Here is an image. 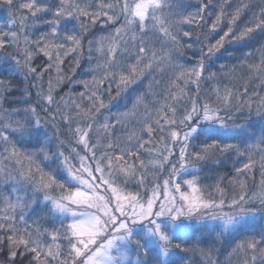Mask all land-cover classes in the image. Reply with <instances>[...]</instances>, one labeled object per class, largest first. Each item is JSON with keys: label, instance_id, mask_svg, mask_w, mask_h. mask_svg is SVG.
<instances>
[{"label": "snow or ice", "instance_id": "1", "mask_svg": "<svg viewBox=\"0 0 264 264\" xmlns=\"http://www.w3.org/2000/svg\"><path fill=\"white\" fill-rule=\"evenodd\" d=\"M0 4L3 264L18 254L27 264H264V0H235L230 13L233 0H199L195 12L183 0ZM251 41L260 46L212 69L226 43ZM189 50L194 64L182 59ZM85 51L90 79L66 99L54 84L71 81L62 65L79 67ZM16 74L27 87H11ZM117 104L124 110L113 112ZM209 162H231L234 173L202 175ZM51 220L59 227H44ZM204 230L215 235L197 239Z\"/></svg>", "mask_w": 264, "mask_h": 264}, {"label": "trees", "instance_id": "2", "mask_svg": "<svg viewBox=\"0 0 264 264\" xmlns=\"http://www.w3.org/2000/svg\"><path fill=\"white\" fill-rule=\"evenodd\" d=\"M185 5H190V7L186 8L187 12H195L197 5L199 3V0H183ZM235 6V0H233V8H229L227 9V11L230 13L233 11ZM214 19V17H212ZM250 18V13L245 11V13L241 16L240 20L237 21V24L240 27H243L245 22ZM7 21H8V10L7 8L3 5L0 4V27H6L7 26ZM210 22V21H209ZM46 30L45 28H40L39 30L33 32V35H38L39 31H44ZM184 30H194L196 33H199L201 31L200 28H197L196 25H185L184 26ZM227 30V19H222L220 27L217 29L216 34L213 37L212 42L215 41V39H218L220 35H223V32ZM203 32H207L208 28L204 27L202 29ZM97 35H100V33H97ZM195 39V35L192 37V40ZM259 39V38H258ZM185 40H188V38H185ZM191 42V41H189ZM260 45L257 41H251L249 42L247 45H245L243 48H240L235 42H228L225 44V48L221 50L220 53H218V57L219 59H215L212 63V69L215 70L217 67H219V65L221 63H226L229 64V66H231V64L236 63L235 60L231 59L228 56L229 52H234V53H238L239 51H249L252 50L254 48H258ZM87 47V42L85 41V48ZM198 47V46H197ZM258 58H259V53H257L256 55V59L258 62ZM47 58L43 56V54H38L34 57L33 59V63L36 66H40L44 64V61ZM184 61H188L189 64H194L195 60H196V56L194 55V53L192 51H187L185 53V56L182 58ZM89 67V63H88V54L85 51L83 57L80 59V66L79 67H75V65L72 63L71 58L66 59L65 64L62 65V70L63 73L66 76H70L71 77V81H65L63 83H61L60 85H55L54 87H56V91L59 95H64L66 99H68L69 97H73L76 98L77 94L81 91H83V86L79 83H75L76 81H80V80H86V79H90V75L86 72V69ZM75 68V72H72V69ZM51 75L53 77L56 76L55 70L52 71ZM237 77H239L241 74L238 72ZM8 76V71L6 68H4L3 66H0V80L5 79V77ZM47 80H48V76L45 75L44 77V86L45 88H47ZM227 82V81H225ZM239 83H243V81H238ZM27 83L24 81V78L22 75L20 74H16L15 75V83L11 86L14 89H22L24 87H27ZM194 87V86H193ZM133 89L138 88L137 85H133L132 86ZM210 88V84H205L204 85V90L207 92ZM115 85H112V94L115 95ZM33 95L35 93V89H32ZM12 95L14 97H18L21 95V93L19 91H13ZM130 95H135V92H132L130 90ZM105 101L107 102V94H105L104 96ZM201 101H203V97H201ZM124 108L122 106V104H117L116 107H112V111L116 112V111H123ZM107 114V113H105ZM246 114V113H245ZM253 119L254 120H258V118L255 116V113H253ZM147 138V137H145ZM75 146L73 145H69L67 146L66 149V154H68L71 151V147ZM218 169L220 175H227L230 172L234 173V169L232 168V164L231 162H227L224 166L220 167V166H216L214 165L212 162H209L208 164H206L204 166V172L202 173V175H207L210 174L212 171H216ZM254 181H255V187L258 189L259 186V182L261 179L260 176V172L257 169L254 174ZM249 188H253V179L252 178H245ZM162 179L160 180V183H162ZM206 184H212L214 183L211 180H207L205 181ZM225 185H227V181H223L221 183V187L225 189V195L226 196H231L233 194L231 187H225ZM187 190V189H184ZM238 190V188H237ZM102 191V190H101ZM209 191H213L212 189H210ZM208 193H205V195H207ZM216 196H219V193H214ZM51 219V218H49ZM259 219V218H258ZM260 223H264V220H258L256 226L258 227ZM44 227L51 229L52 227H59V222L56 220H51L50 223L45 224ZM220 229H217V231H219ZM211 235H215V233H209L207 230H204L202 233H197L196 238L197 239H207L210 238ZM238 242V241H237ZM220 245H217V247H219ZM199 247H205V245H199ZM228 251H231V247L228 248ZM227 256V252H225L223 255H219V260L223 261L225 259V257ZM213 258H217L216 255L213 256ZM194 259L196 260H202L203 258L199 256V254L197 253L196 256L194 257ZM21 261H23V264H27V259H25V257L21 256V255H17V257H15V264H21ZM0 264H3V256L0 255Z\"/></svg>", "mask_w": 264, "mask_h": 264}]
</instances>
